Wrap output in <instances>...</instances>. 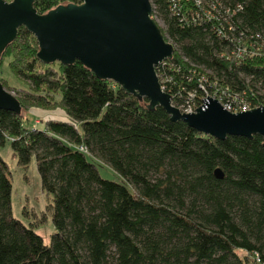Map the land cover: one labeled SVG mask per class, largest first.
Returning <instances> with one entry per match:
<instances>
[{
    "label": "trees",
    "instance_id": "trees-1",
    "mask_svg": "<svg viewBox=\"0 0 264 264\" xmlns=\"http://www.w3.org/2000/svg\"><path fill=\"white\" fill-rule=\"evenodd\" d=\"M152 3L175 46L156 68L175 105L191 94L199 103L200 85L213 80L264 102V50L224 54L235 43H264V0ZM58 5L34 3L42 14ZM38 51L36 37L20 27L4 52L14 56L11 68L28 88L13 86L24 92L20 114L0 109V146L10 139L25 168L36 158L50 198L40 222L51 217L55 231L47 243L14 216L10 168L0 154V264H264L261 135H206L81 61L43 63ZM33 104L59 106L69 120L28 127L24 108ZM104 165L119 179L103 177Z\"/></svg>",
    "mask_w": 264,
    "mask_h": 264
},
{
    "label": "water",
    "instance_id": "water-1",
    "mask_svg": "<svg viewBox=\"0 0 264 264\" xmlns=\"http://www.w3.org/2000/svg\"><path fill=\"white\" fill-rule=\"evenodd\" d=\"M36 0H0V62L7 47L25 27L37 39L43 63L66 65L81 61L99 78L118 83L148 107H162L172 121L224 140L228 136L264 139V106L228 111L208 97L195 112H182L163 89L156 68L173 57L175 46L166 39L154 17L152 0H80L60 4L42 14ZM0 109L22 112L20 101L0 80ZM215 175L224 178L217 168Z\"/></svg>",
    "mask_w": 264,
    "mask_h": 264
},
{
    "label": "rangeland",
    "instance_id": "rangeland-1",
    "mask_svg": "<svg viewBox=\"0 0 264 264\" xmlns=\"http://www.w3.org/2000/svg\"><path fill=\"white\" fill-rule=\"evenodd\" d=\"M11 2L13 0H5ZM67 0H59V4H68ZM160 27L163 29L165 24L160 16H155ZM167 39V38H166ZM170 41L169 39H167ZM172 43V41H170ZM14 60L12 54L5 53L0 63V80L4 87L13 94L18 100L22 98V91L15 87L28 88V84L17 77L11 63ZM53 95V93L51 94ZM50 97L52 98L53 96ZM59 93H55L56 99H60ZM20 101V100H19ZM25 124L28 127H43V121L49 119L69 120L66 112L59 106L55 108H43L33 104L24 108ZM0 154L7 161L10 168V179L13 184L12 207L13 214L26 225H33L35 230L44 237L47 243L51 242V235L55 231V226L51 217L45 223H41L45 212L47 211L50 198L45 194L42 188L41 176L38 171L37 161L34 157L29 165L25 168L18 164V158L11 146V140H7L4 146H0ZM103 177L118 180L119 176L107 165L101 168Z\"/></svg>",
    "mask_w": 264,
    "mask_h": 264
},
{
    "label": "built area",
    "instance_id": "built-area-1",
    "mask_svg": "<svg viewBox=\"0 0 264 264\" xmlns=\"http://www.w3.org/2000/svg\"><path fill=\"white\" fill-rule=\"evenodd\" d=\"M195 1L197 6H202L204 5L205 0H195ZM177 5H179V3L176 2L175 6ZM175 6L174 8H176ZM207 14L213 15V13L210 10L209 12H207ZM235 44H236L235 48L230 53H224L227 57L241 58L249 52H251L252 54H258V53H262V51L264 50V43H260L257 45L254 43L251 46L245 43H235ZM161 83L163 89L165 90L166 86L163 84L162 81ZM200 86L205 91V95L202 97L201 101L199 103L196 102L195 95L191 94V98L185 101V103L179 106L176 105L181 109L182 112H186V113L195 112L198 107L202 106L205 103L203 99L208 97L218 99L225 109L234 113L243 112L256 107L264 106V102L261 101V99L260 101L255 99L254 100L247 99L246 97H244V95L238 92H234L230 90L228 87H224L222 85L220 86L218 81L216 80L209 82L210 87H207L202 84ZM261 95L263 96L264 99V89L261 92Z\"/></svg>",
    "mask_w": 264,
    "mask_h": 264
},
{
    "label": "crops",
    "instance_id": "crops-1",
    "mask_svg": "<svg viewBox=\"0 0 264 264\" xmlns=\"http://www.w3.org/2000/svg\"><path fill=\"white\" fill-rule=\"evenodd\" d=\"M64 121V120H63ZM66 121V120H65Z\"/></svg>",
    "mask_w": 264,
    "mask_h": 264
}]
</instances>
